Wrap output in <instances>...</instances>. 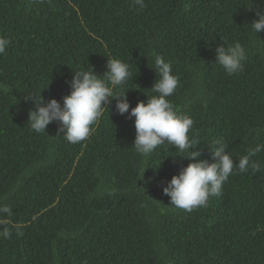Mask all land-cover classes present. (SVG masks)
I'll use <instances>...</instances> for the list:
<instances>
[{"label": "trees", "instance_id": "16d2710c", "mask_svg": "<svg viewBox=\"0 0 264 264\" xmlns=\"http://www.w3.org/2000/svg\"><path fill=\"white\" fill-rule=\"evenodd\" d=\"M143 3L0 0V37L9 40L0 54V206L12 210L0 264H264V31L250 25L264 0ZM222 41L246 49L233 75L214 65ZM157 54L178 77L168 99L193 119L200 159L214 162L217 139L234 162L261 148L251 158L258 170L234 168L221 194L191 212L163 193L190 151L164 144L137 153L135 118L118 114L116 100L77 144L59 136L57 122L46 133L28 123L26 95L62 105L73 70L102 76L111 58L134 76L114 89L127 91L130 112L157 95Z\"/></svg>", "mask_w": 264, "mask_h": 264}, {"label": "clouds", "instance_id": "9594fccd", "mask_svg": "<svg viewBox=\"0 0 264 264\" xmlns=\"http://www.w3.org/2000/svg\"><path fill=\"white\" fill-rule=\"evenodd\" d=\"M128 2L144 7L143 0ZM251 10L252 8L249 11ZM255 15L256 19L250 25L257 35L264 31V9L257 8ZM8 44V39L0 37V54L6 51ZM245 58L246 49L241 43L235 42L226 46L222 41L215 49L214 65L221 66L228 75H233L243 69ZM129 68V64L122 60L111 58L107 59V70L102 76L97 75L91 66L87 70L85 67L73 70L69 82L70 94L63 97L62 105L56 99L46 102L41 93L26 95L24 99L31 100L33 104V109L28 113L31 129L36 133H46L47 126L57 122L58 133H63L59 136H63L70 143H80L90 137L93 126L103 112L108 110L105 105L116 100L115 110L118 114L128 113L129 118H135L136 135L133 147L137 153L147 157L164 144H170L181 152L190 151V155L183 157L191 162L163 188V193L170 198L171 205L188 212L206 206L210 197L219 196L223 184L233 174L234 168H238L240 172L248 171L249 167L259 169V165L251 159L261 151L259 146L249 149L238 162H234L227 152L228 145L217 139L214 142L215 147L210 148L214 162L209 163L199 158L201 153L193 151L198 143L189 137L193 119L187 114H179L168 99L174 94L179 80L173 74L172 63L161 55L157 54L154 58L153 70L156 76L159 74V79L155 80L151 90L157 95L148 97L146 101H139L129 112L127 91L122 94L114 92V89L123 86L132 76ZM11 215L9 206H0V236L5 239L11 236Z\"/></svg>", "mask_w": 264, "mask_h": 264}]
</instances>
